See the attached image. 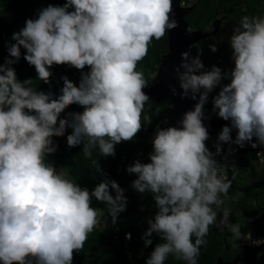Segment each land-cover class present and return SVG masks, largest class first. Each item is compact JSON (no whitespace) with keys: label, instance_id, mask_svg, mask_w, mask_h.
Listing matches in <instances>:
<instances>
[{"label":"clouds","instance_id":"9594fccd","mask_svg":"<svg viewBox=\"0 0 264 264\" xmlns=\"http://www.w3.org/2000/svg\"><path fill=\"white\" fill-rule=\"evenodd\" d=\"M176 27L172 0H61L35 9L5 40L0 62V264H74V254L102 214L117 225L127 209L126 189L93 153L114 157L117 144L133 141L152 124L144 89L156 82L155 74L146 75L137 65L153 40ZM223 40L221 36L218 42ZM218 42L208 43L209 51L215 53ZM227 46L231 64L223 68L205 65L202 48L194 55L188 49L179 53V63L173 65L177 84L169 85V91L194 103L174 123L168 117L157 122L146 160L137 157L125 165L134 177L128 187L152 201V210L139 221L145 225L139 239L144 248L151 246L143 264H164L169 255L197 264L213 225L238 244H264V236L253 237L230 219L229 202L242 193L230 196L228 191L239 174L237 149L247 145L264 154V11L234 18ZM21 58L46 88L34 85L33 77L18 78L14 65ZM53 63L79 70L78 80L61 73L53 91ZM72 104L80 110L66 111ZM213 114L227 123L210 148L205 122ZM54 136H63L69 149L79 146L89 159L96 174L91 188L71 178L67 165L49 159L57 148ZM257 218L248 216L247 222ZM131 238L124 233L125 240Z\"/></svg>","mask_w":264,"mask_h":264},{"label":"trees","instance_id":"16d2710c","mask_svg":"<svg viewBox=\"0 0 264 264\" xmlns=\"http://www.w3.org/2000/svg\"><path fill=\"white\" fill-rule=\"evenodd\" d=\"M61 0H0V62L6 55L4 47L5 40L10 38L13 30H18L22 26L25 17H30L34 14L35 9L47 3H60ZM264 11V0H198L193 9L186 15L190 28L195 31L204 32L212 22L218 17H225L231 24L234 18H238L243 14H255ZM169 50L167 42V33L159 40H153L148 46L147 55L138 62L137 68L142 70L147 75L148 73H156L158 65L162 61L165 53ZM19 79L25 77H33V84L40 88H46L47 85L40 83L35 78V72L23 58L14 65ZM64 73L68 78L74 82L79 78V70L64 63H53L50 67L49 83L53 91L57 90L58 81L55 77ZM171 103L168 98L162 97L158 103L150 97V101L145 104V112L152 115V124L147 128H142L137 133L133 141H123L115 146L116 155L114 157H100L98 152L93 153V156L99 159L101 167L108 173V175L115 179L122 187L126 189L125 195L128 197L127 209L121 213L120 220L116 226L114 234L108 236L104 234L99 228L94 226L93 230L88 234L84 242V246L78 250L80 255L88 257L84 264H122L124 256L121 243L115 240V235L120 234L124 237L125 232L132 234L131 246L135 249L138 260L143 262L145 256L148 255L151 246L144 248L139 236L142 232L139 221L147 216L152 210V201L148 194H139L128 187L131 179L134 177L125 172V165L130 163L134 158L133 152L136 147L145 149L141 160H146L148 150V139L152 134L153 126L158 121H161L164 116H169L172 109H168L167 105ZM159 105L160 113L155 114V109ZM67 110H80L79 106L72 104L67 106ZM142 125L146 123L141 118ZM53 139L57 142L56 150L50 154L49 159L54 164L67 165V171L71 178L76 179L82 185L91 188L96 182L95 168L91 165L89 159L85 158L82 150L78 147L67 148L63 136H54ZM264 179V177L262 178ZM260 184V183H259ZM261 186V184H260ZM262 188L264 186L262 185ZM95 204V201L93 202ZM144 205V209L141 207ZM237 205L240 208L247 209L251 214L252 203L246 204L244 199H238ZM116 233V234H115ZM154 237V243H155ZM207 246L202 247L197 264H214L217 254L220 251V239L216 238L211 228H209L206 236ZM164 264H186L183 260H177L172 255H169Z\"/></svg>","mask_w":264,"mask_h":264},{"label":"flooded vegetation","instance_id":"af4514ba","mask_svg":"<svg viewBox=\"0 0 264 264\" xmlns=\"http://www.w3.org/2000/svg\"><path fill=\"white\" fill-rule=\"evenodd\" d=\"M197 1L198 0H196L193 3L192 8L188 11V13L193 9V7L197 3ZM219 19H224V20L228 21L223 16L218 17L214 21L219 20ZM214 21L212 22L211 26L213 25ZM228 22L230 23V21H228ZM189 30L192 31L194 29L189 27ZM206 32H208V31L205 30L202 33H206ZM167 42H168V37H167ZM168 48H169V46H168ZM167 53H165L164 55H166ZM155 79L156 78L154 75V80ZM159 94L160 93L157 92L153 96H150V97L152 99L156 100L158 103L160 102L162 97L168 98L167 96L163 95L160 99H158ZM169 101H170V99H169ZM173 111H174V108L172 109L169 116H164V117H168L169 124H171L170 120H171V116H172ZM142 116H143V113H142ZM142 116H141V118H142ZM164 117H163V119H164ZM157 122H159V121L157 120ZM212 139H214V138H212ZM148 141H149V139H148ZM147 143H148V147H149L148 150L150 151L151 145L149 142H147ZM210 148H211V142H210ZM137 149L141 151L139 156H137L135 154V151ZM144 152H145V149H143L142 147H136L133 154L136 157H140L141 155H143ZM248 157L251 159L249 163H248V161L244 162V158H247V157L243 156L237 164V166L239 167V172L240 171L242 172L243 169H247L248 177L245 178V180L246 179L251 180L254 176H256L257 174L260 173V171L258 173L256 171V168H255V166L258 164V162H256L255 158H253L252 154L248 155ZM228 176H229V178H231L230 173L228 174ZM263 177H264V169L262 168V171H261V174L259 175V177H257L255 180H253L251 184H249V183L245 184L244 186H242L243 187L242 188V187L238 186L239 182L237 184L236 179H233L232 184L228 190L230 196L233 194L234 191L241 192L242 195L238 199H244L246 201V204L252 203L253 214L249 213L247 211V209L240 208L237 205V200L234 202H229V206H230L231 210L232 209L234 210L233 211L234 212L233 218L234 219L236 218V221L241 224L242 231H249L250 230L253 237L264 236V188H262V185L264 186V179H262ZM259 183L261 184V186ZM239 185H241V184H239ZM144 208L145 207L143 205L141 207V209H144ZM233 212H231V215L233 214ZM248 216H253V217H258V218L254 219L249 224L247 222ZM231 218L232 217H230V219ZM140 227L143 230L141 223H140ZM209 228H211V230L213 231L214 236L216 238L220 239V243H221L220 251L217 254L216 261L214 264H264V244L257 245V246H251L247 243L238 244L239 242H234L231 238V234L228 233L227 231L225 233L221 234V233L216 231L215 225L210 226Z\"/></svg>","mask_w":264,"mask_h":264},{"label":"water","instance_id":"95a60500","mask_svg":"<svg viewBox=\"0 0 264 264\" xmlns=\"http://www.w3.org/2000/svg\"><path fill=\"white\" fill-rule=\"evenodd\" d=\"M172 2L173 10L175 12V18L177 20V27L169 30V34L167 33L169 51L166 55L163 56L162 61L158 65L157 71L155 73L156 82L151 87L144 89V91L149 96H153L155 93L159 92L160 94L158 96V99H160L163 95L167 96L170 99L171 103L175 106L170 120L171 124L175 122L180 113H182L185 109L190 108L194 103V101L188 98H180L179 95L172 96L169 91V85L177 84L173 72V65L179 63V53L187 49L190 50V48L199 41L218 34L222 29L223 21V19L214 21L211 32L208 31L206 33H202L194 30L190 31L188 23L185 20V16L192 8V6L184 7L182 5V0H172ZM205 123L209 125L208 130L210 133V140L206 143L210 147L211 139L215 137L218 130L220 129V126L227 123V121H224L220 118L211 117ZM121 238L122 236L120 235L118 237L119 242ZM86 258L87 256L80 255L76 252L73 258L74 264H84V260ZM11 264H16V262L13 261L11 262ZM122 264H128L124 257L122 258Z\"/></svg>","mask_w":264,"mask_h":264},{"label":"rangeland","instance_id":"374dc122","mask_svg":"<svg viewBox=\"0 0 264 264\" xmlns=\"http://www.w3.org/2000/svg\"><path fill=\"white\" fill-rule=\"evenodd\" d=\"M195 1L196 0H182V5L184 7H189V6H192ZM231 27H232V24L223 19L221 31L218 34L214 35L216 37L215 40L212 39L213 36H211L209 38H206L204 40H201L198 43L194 44L190 48V51L194 55L196 53V50L198 48H202L201 59L203 60V62L205 63V65H210L212 63H217L222 68L223 67H226V66H230L231 61L229 59V49H228V46H227V36H228V33L231 30ZM221 36L224 37V40L218 42L219 41V37H221ZM214 42H218V48H217V51L215 53L209 51V49L207 48V44L208 43H214ZM140 153H141V151L138 150V149L135 151V154L137 156H138V154L140 155ZM246 157L248 159L247 158H244V162H247L248 161V163H249L251 159L248 157V154L246 155ZM255 168H256V171L258 173L260 171V173L257 174L256 176H254L251 180L250 179H246L245 180V178L248 177L247 169H243L242 172L241 171L239 172V174L235 177L237 184H238V182H239V184H241V185L238 184L239 187H242V186H244L245 184H248V183L251 184L253 180H255L257 177H259V175L261 174L262 168L264 169V163H258L255 166ZM233 211L234 210L232 209L231 212H233ZM233 216H234V212L231 215V217H232L231 220L234 221V222H237L236 221V218L234 219ZM104 219H108L106 213H104L103 217L100 218L99 223L102 224V220H104ZM107 221L110 222L109 220H107ZM112 225H114V224H112ZM141 225H142V228L145 227L144 224L141 223ZM114 226H113V229H112L113 232L116 231V226L115 227ZM115 239L118 240L117 238H115Z\"/></svg>","mask_w":264,"mask_h":264},{"label":"built area","instance_id":"2783aa9c","mask_svg":"<svg viewBox=\"0 0 264 264\" xmlns=\"http://www.w3.org/2000/svg\"><path fill=\"white\" fill-rule=\"evenodd\" d=\"M205 107H206V109H210V103L208 105H206ZM212 118H218V117H216L213 114ZM225 147H227V146L225 145ZM247 154L248 155L252 154V156H253V158H255L256 162L264 163L263 154L257 155L256 149H252L247 145L243 148H238L237 151L234 153V158L236 160V163L238 164L240 159L243 156H246ZM116 238L118 239V237H116ZM131 240H132V238L129 240H125L124 237H122L120 240L121 248L123 249V253H124V258L126 259V262L128 264H143V262H140L138 260L137 253H136L135 249L132 248V246H131ZM129 254H130V256H129Z\"/></svg>","mask_w":264,"mask_h":264},{"label":"crops","instance_id":"0c3cea01","mask_svg":"<svg viewBox=\"0 0 264 264\" xmlns=\"http://www.w3.org/2000/svg\"><path fill=\"white\" fill-rule=\"evenodd\" d=\"M98 207H101V208H103L104 206L103 205H97ZM103 215L104 214H102L101 216H100V218H102L103 217ZM100 218H99V221H100ZM107 220H109V219H104V220H102V224H97L96 225V228H99L104 234H106V235H108V236H110V235H112V234H114V232H113V226L114 225H112L110 222H108ZM115 227V226H114ZM116 234V233H115ZM120 236V234L118 235V234H116L115 235V238L116 237H119ZM116 240V239H115ZM116 241H118V240H116ZM78 253V252H77ZM79 254V253H78ZM124 257V256H123ZM86 259H88V257L86 258ZM85 259V260H86ZM84 260V261H85Z\"/></svg>","mask_w":264,"mask_h":264}]
</instances>
